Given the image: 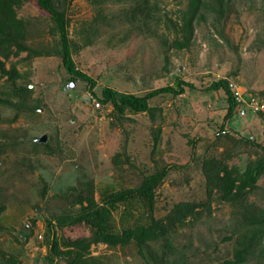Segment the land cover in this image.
I'll use <instances>...</instances> for the list:
<instances>
[{"label": "rangeland", "instance_id": "rangeland-1", "mask_svg": "<svg viewBox=\"0 0 264 264\" xmlns=\"http://www.w3.org/2000/svg\"><path fill=\"white\" fill-rule=\"evenodd\" d=\"M188 1L148 0L144 7L142 0H62L74 65L94 81L93 88L70 81L55 54L58 33L48 32L50 17L34 2L16 9L18 19L40 22L44 32L39 36V26H31L23 42L44 54L0 55V263L74 264L75 254L49 258L48 222L78 213L85 185L101 204L163 169L167 175L155 190L151 216L143 205L119 204L111 224L121 233L148 225L150 218L164 220L177 204L192 205L197 216L169 232L170 246L164 240L100 243L75 264H222L234 259L242 225L264 222V168L253 185L233 190L237 199L225 201L207 189L212 169L225 167L237 177L252 162L264 163V114L238 106L227 119L225 93L207 89L233 81L243 96L264 101V0H234L220 20L206 15L194 22L189 47L175 50V24ZM12 68L14 79L2 71ZM107 87L118 100L162 87L183 93L150 99L152 113L119 114L98 99ZM20 88L30 93L16 95ZM43 135L46 150L34 146ZM55 234L64 252L65 240L92 237L94 229L79 224ZM255 251L240 264H264V233Z\"/></svg>", "mask_w": 264, "mask_h": 264}, {"label": "trees", "instance_id": "trees-1", "mask_svg": "<svg viewBox=\"0 0 264 264\" xmlns=\"http://www.w3.org/2000/svg\"><path fill=\"white\" fill-rule=\"evenodd\" d=\"M96 1V0H94ZM108 1V0H103ZM110 1V0H109ZM117 1V0H116ZM234 0H189L187 7L180 11L178 17V23L176 26V37L171 43V47L175 50H182L189 47L192 36L194 22L202 21L206 15L212 14L219 18L223 17L224 13L229 12V7ZM24 2H34L40 11L47 14L54 26L50 27L51 34L57 32L59 36L58 48L55 50V54L61 60L62 67L65 72L70 76V81L73 83L77 80H83L90 83V87L95 86L94 81L86 74L79 71L73 62L71 53V43L68 39L67 32V19L65 17V6L62 4V0H0V55L3 59H8L11 55H18L21 52L27 51L28 59L32 55L41 56L42 52H35L30 47L24 44L29 34L31 26H39L38 20L35 22L25 21L17 18L16 9L20 7ZM144 7H147L148 0H142ZM149 16V15H148ZM30 27V28H29ZM37 28V29H36ZM36 32L40 36L44 31L41 27H36ZM216 33L223 37L220 30H216ZM179 36L181 38H179ZM50 53V52H49ZM2 66L0 62V67ZM4 74H8L9 78L14 79L16 76L15 70L12 68L9 71H4ZM183 83H179V86ZM187 87L191 85L186 83ZM208 91H220L222 90L226 95L227 112L225 118H230L234 113L238 105L235 103L234 98L228 88L226 80H219L212 83L208 88ZM30 93L29 88H20L19 92H15L18 96H25L24 94ZM172 93L173 95H180L183 93V88L175 90L173 87H162L154 90L143 97H137L132 94L124 95L119 100L116 98L114 91L107 87L103 88L101 92V98H98L102 104L110 103L113 105L114 110L122 114L126 109L134 113L148 112L152 113V109L149 107L148 101L159 95ZM224 132L222 127L219 130ZM36 148L48 149V144L34 142ZM257 147L262 148L261 146ZM264 150V148H262ZM208 163H210L208 161ZM211 164V163H210ZM173 167V166H170ZM264 168V163L252 162L245 170L242 176H231V172H228L225 167L221 169H212L214 173L207 176V189L212 191L216 189L223 200L229 201L234 198L237 199L236 193H241L246 185H253L261 171ZM235 170V169H234ZM233 170V171H234ZM220 171H223V175L220 176ZM167 175V170L156 171L154 174L146 176L140 186L136 189H126L120 192L109 194L103 202L98 203L93 198V193L90 185H85L84 188L79 190L77 196L80 203L79 212L74 215H63L53 221H49L47 229L49 238L47 243L49 245L50 259L52 255H71L75 254L74 264L80 263L81 257L89 253L91 245L105 244L110 247L125 246L131 241L135 242L138 246H144L151 241L164 240L167 245L169 244V232L174 230V227L183 226L188 218H194L197 216L194 207L190 204L180 203L177 204L162 221H152L148 225L141 223L135 225L132 229H124L121 233L115 232L112 222V211L119 204L129 205L135 202L136 205H143L148 209L147 217L152 214L154 207V195L156 188L162 183L163 179ZM241 182L236 186L235 181ZM236 189V193L233 194V190ZM85 202V205L82 203ZM264 222L255 221L250 219L249 222H245L242 225L244 233L240 234L234 252L233 260H225L222 264H240L245 261L247 256H256V248L259 246L261 236L264 233ZM84 224L94 229V235L92 237H83L75 240L67 239L63 244L68 250L64 252L58 251V239L55 234V230L64 229L66 227H72L75 225ZM166 245V246H167ZM264 251L259 254L261 258H264ZM263 256V257H262ZM0 264H14V259H2Z\"/></svg>", "mask_w": 264, "mask_h": 264}, {"label": "built area", "instance_id": "built-area-1", "mask_svg": "<svg viewBox=\"0 0 264 264\" xmlns=\"http://www.w3.org/2000/svg\"><path fill=\"white\" fill-rule=\"evenodd\" d=\"M228 88L238 106H243L255 114H264V101L261 100L260 97L256 95L243 96V92L239 90L238 86L233 81L228 82ZM99 105L100 104L97 102L96 107H99Z\"/></svg>", "mask_w": 264, "mask_h": 264}, {"label": "water", "instance_id": "water-1", "mask_svg": "<svg viewBox=\"0 0 264 264\" xmlns=\"http://www.w3.org/2000/svg\"><path fill=\"white\" fill-rule=\"evenodd\" d=\"M73 85V83H71ZM37 143H46L47 142V137L46 135L41 136L40 138L35 140Z\"/></svg>", "mask_w": 264, "mask_h": 264}, {"label": "crops", "instance_id": "crops-1", "mask_svg": "<svg viewBox=\"0 0 264 264\" xmlns=\"http://www.w3.org/2000/svg\"><path fill=\"white\" fill-rule=\"evenodd\" d=\"M244 110V109H243ZM244 112V111H243Z\"/></svg>", "mask_w": 264, "mask_h": 264}]
</instances>
